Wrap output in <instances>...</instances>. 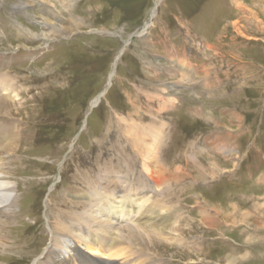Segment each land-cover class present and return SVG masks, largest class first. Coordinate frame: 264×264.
<instances>
[{
  "label": "rangeland",
  "instance_id": "rangeland-1",
  "mask_svg": "<svg viewBox=\"0 0 264 264\" xmlns=\"http://www.w3.org/2000/svg\"><path fill=\"white\" fill-rule=\"evenodd\" d=\"M157 3L0 0V176L15 189L0 264H69L55 255L73 236L54 253L53 228L116 180L153 188L169 216L148 237L113 223L133 254L264 264V0H160L143 34Z\"/></svg>",
  "mask_w": 264,
  "mask_h": 264
},
{
  "label": "bare ground",
  "instance_id": "bare-ground-1",
  "mask_svg": "<svg viewBox=\"0 0 264 264\" xmlns=\"http://www.w3.org/2000/svg\"><path fill=\"white\" fill-rule=\"evenodd\" d=\"M159 3L160 0H158L156 8L153 9L151 14L152 20L148 23L147 27L144 28L143 34H145L151 27L152 21L157 14ZM114 73L115 68L111 75V79L113 78ZM9 91V85H7L5 82L0 84V95ZM99 101L100 97L94 101L92 108L98 105ZM7 136L8 131H6L5 128L0 124V151H10L9 148L1 146L7 139ZM148 153L154 154V150H149ZM155 160L156 159H154V161ZM2 167L3 163L1 160L0 169H2ZM160 169L162 168L160 167ZM167 175L168 174L164 173L161 178L153 179L154 184L159 188V185L161 186L163 182L166 183ZM121 180L124 181V179ZM118 181L116 180L117 183L113 181L117 186H114V189H108L105 192H102L101 188L99 187L94 191L91 198V207L86 211V213H84L83 218H79L77 220L73 227H67L66 225H55V228H53L52 231L55 245L54 253L57 251L56 248L58 239L61 237L69 238L70 235L73 236L72 240L68 239V247L71 248V251L68 252L69 255L67 256L65 252L61 251L57 252L55 255L56 257L59 259L66 257L68 258L67 260L70 258L74 262H78V260H80L83 262V264L88 263L82 256H86L87 259L91 261L89 264H134L133 259L137 261L136 264H161L159 261L155 263V261L150 256L148 257L145 254H137L135 252L133 254V252L129 251L127 247H121L122 241L118 240L117 236L115 237V233L111 232V230L115 228L113 223L118 222L121 224H128L124 228H127L130 231L129 234L134 238L138 234H140V236L143 233L147 235V229H152L159 234L161 232H165L167 231V226H169L165 225L168 224L169 221V216L165 213L167 211L164 212L165 207L150 198L151 193H153L152 187H150L152 188V191L145 189V191L148 192L146 194L141 193V191L138 192L137 185L136 187L131 185L132 183L130 184L129 180H125L124 182L121 181L120 183L123 182L122 184H124L122 187H119L120 184ZM100 186H102L104 189L103 184H100ZM138 186L142 187L143 185L138 184ZM119 188H126L124 191H122V194L120 193V196L117 195ZM14 191L15 189L12 186V182L8 181L4 176H0V219H12V217L9 218V215H11L10 212L13 211L15 204V201L12 200ZM133 193H137L138 195L134 197ZM152 218L153 220L150 221ZM213 218L214 214H209V216L205 215V221L209 227L213 223ZM94 224L97 226H94ZM115 230L117 231L119 228H115ZM133 233H137V235L134 236ZM132 239L133 238L130 240ZM55 261H58V259L56 258ZM73 261L68 262L69 264H72ZM58 264H60V262H58ZM78 264L80 263L78 262Z\"/></svg>",
  "mask_w": 264,
  "mask_h": 264
},
{
  "label": "water",
  "instance_id": "water-1",
  "mask_svg": "<svg viewBox=\"0 0 264 264\" xmlns=\"http://www.w3.org/2000/svg\"><path fill=\"white\" fill-rule=\"evenodd\" d=\"M105 94V93H104Z\"/></svg>",
  "mask_w": 264,
  "mask_h": 264
}]
</instances>
